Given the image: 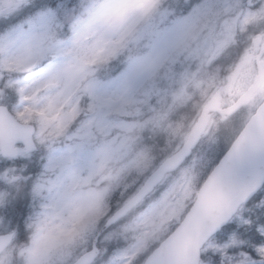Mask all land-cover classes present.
I'll return each instance as SVG.
<instances>
[{
  "label": "snow or ice",
  "instance_id": "snow-or-ice-1",
  "mask_svg": "<svg viewBox=\"0 0 264 264\" xmlns=\"http://www.w3.org/2000/svg\"><path fill=\"white\" fill-rule=\"evenodd\" d=\"M226 12L256 18L264 28V0H186L179 15L165 14L159 24L151 23L156 12L136 8L131 0H0V206H9L11 191L23 182L34 196L47 190L57 215L68 220L87 215L96 228L103 226L107 217L96 215L104 194L77 191L82 182L79 170L73 173L72 184L65 183L67 154L53 141L62 133L72 139L104 105L137 103L133 97L142 61L117 69L106 82L95 79L87 65L96 58L109 60L130 36H156L154 50L199 43L201 24L214 22L219 27ZM205 48L203 54L211 60L215 53L207 44ZM153 59L154 52L144 57ZM69 81L77 83L78 94L72 107L62 111L69 103L65 97ZM154 92L155 86L144 91L147 102ZM163 119V112L153 117L155 122ZM195 132L198 135L199 128ZM193 150L190 138L185 143L186 164L192 162ZM37 155L39 165L27 167L23 176L12 167L28 165ZM199 159L194 165L201 168L199 198L192 207L198 224L190 244L184 245L182 234L163 243L140 241L130 264H264V111L252 116L227 148ZM154 183L155 179L146 183L126 207L144 200ZM161 204L145 211V223L158 214ZM93 206L96 213L90 212ZM13 215L16 227L8 220L7 228L0 230V264H16L17 252L28 264H39L37 247L18 245L27 215L22 202L15 203ZM27 218L31 226V217ZM4 222L0 219V224ZM120 223L115 217L108 219L104 243L90 246L77 264H123L127 246L112 243Z\"/></svg>",
  "mask_w": 264,
  "mask_h": 264
},
{
  "label": "rangeland",
  "instance_id": "rangeland-1",
  "mask_svg": "<svg viewBox=\"0 0 264 264\" xmlns=\"http://www.w3.org/2000/svg\"><path fill=\"white\" fill-rule=\"evenodd\" d=\"M178 1L180 0H131V3L136 8H151L153 10L157 4H164L166 6L167 4H171L170 2L176 4ZM184 1L186 2V0ZM159 16H164L163 12ZM160 20L157 24L160 23ZM259 26V20L256 18L241 16L239 13L229 15L226 12L224 13V19L220 21L219 27L214 22H204L201 24L199 31L202 35L199 43L186 44L181 42L154 50L151 45L155 44L156 36L146 33L139 39L135 36H130L118 53L110 57V59H117L121 53L126 54V60L118 68L121 70L127 67L130 62L142 61L139 64V75L133 97L137 103L122 104L121 102H116L111 106L104 105L97 109L95 117L88 118L82 123L72 139L65 137L62 133L53 141L57 150L66 152L67 154V167L64 174L65 183L72 184L73 173L79 170L82 182L77 185V191L83 186V182L86 181L87 184L93 185L90 193L104 194V199L100 204L101 211L98 214V219L100 216H106V222L111 216L108 214H112L114 208L116 209V207L126 201L125 199L123 200L124 189L121 185L132 171L135 174L136 180H140L138 185L140 186L147 176L146 172L148 169H154L159 163L157 158L162 153L155 144L148 142V138L157 133L161 124H163V128L160 129L159 135L163 137L165 133H168L170 136L169 141L172 143L175 140V147L171 153L179 145L178 141L181 139L184 141L183 137L188 134L190 126L188 122L177 120L176 113L174 112V106L179 103L177 100L180 96L178 97L176 94L181 90L179 88L181 85L184 86L196 73H199L202 67L212 65L213 62L211 60L215 61L220 53L227 46L232 45V43L236 44L234 47L237 49H240V46L243 47L238 61L226 67L227 74L222 83L214 86L213 91L206 96V99L212 97L215 91L217 92L219 89L221 98L226 93H236L235 89L233 91L229 90L227 86L231 74L237 72V70H240L239 76L243 74L242 76L245 81L250 79L254 57L253 44L259 34L264 33V29H261ZM205 44H207L208 49H211L215 53V56L211 60L203 54L207 50ZM150 52H154V59L152 61L144 60V57ZM99 61L105 60L96 58L88 65H97ZM163 62L168 63L165 67L164 77L152 79L155 76L154 73H156L157 68ZM190 62L197 64L191 70L192 72L194 71L192 76L184 74L181 84L169 87L177 89L165 93L164 86L168 78L178 71L185 72L183 71L185 68L187 69V67L192 66ZM114 74L118 73L114 72L110 76L104 77L97 74L96 71L93 72L95 79L105 82L112 79ZM151 86H155L156 92L150 98H147L150 100V102H147L143 93ZM163 99L166 100L165 103L162 102ZM263 99L264 88L256 93L253 101L245 104L236 113L237 115L232 122V127L236 132L241 130L248 118L253 114L254 109L257 108V105ZM161 109L164 113V119L155 122L153 117L157 112H161ZM215 117L216 115L210 117L208 129L214 126ZM120 125L130 127H121ZM223 149L225 148L222 143L217 145L215 136L210 135L206 143L201 141L200 145L191 155V163H184L180 169L168 175L153 193L120 220L121 223L113 230L112 243L120 248L127 246V258L123 259V264H130L131 259L136 254L138 242L143 241L145 244L152 243L159 238L163 231H167L169 225L176 228L194 202L193 195L195 194L196 196L198 191L197 178L201 172V168L199 166L194 167V165H199V158L204 157L206 153H217ZM39 163L40 157L37 155L28 165L20 163L14 164L12 167L17 169L18 175L23 176L27 167L31 166L34 168ZM27 174L31 175L32 173L29 172ZM101 185H103V190L100 188ZM116 185H119V188ZM16 190L17 188L11 191L9 206L7 208L0 206V219L5 221L3 224H0V230L7 228V221L10 218L12 219L13 207L15 205L13 198ZM109 197L113 198V203L111 204L107 202ZM22 200L24 201L22 203L27 215L23 218L24 220H22L21 224L23 226V234H26L25 224L30 213V201L26 187L25 196H23ZM118 201H121V204L117 206L115 203ZM161 202L164 203L161 204ZM157 204H161L158 214L145 223V211ZM57 211V209L53 208V215L50 217L53 223L58 222L61 218L66 219V217L57 215ZM13 227H16V223L13 224ZM101 228L102 226L99 228L93 226L89 232L90 240L86 238L80 241L79 256L88 249L93 238ZM56 239L57 236L54 235V243ZM100 243H104V235L100 238ZM18 245H21L19 241ZM23 245L25 244L23 243ZM140 250L142 251L143 247ZM59 259L62 262L67 259V256L61 255ZM100 264H104V262L101 261Z\"/></svg>",
  "mask_w": 264,
  "mask_h": 264
},
{
  "label": "clouds",
  "instance_id": "clouds-1",
  "mask_svg": "<svg viewBox=\"0 0 264 264\" xmlns=\"http://www.w3.org/2000/svg\"><path fill=\"white\" fill-rule=\"evenodd\" d=\"M191 43H195V41ZM98 55L102 56L103 53H98ZM73 58L74 57H69V59ZM225 58H230V65L238 61V54H233L231 46L226 48L220 53L217 60L209 66L210 71L214 70L216 67H222L223 69L221 61L225 60ZM106 67L110 68L111 64H108ZM87 70L90 73L96 71V73L99 74V71H103L105 68L104 66L87 65ZM221 75H225L224 70H222ZM77 94V83L75 81H69L65 90V97L69 98V103L65 105L62 111H68L72 107L76 101ZM82 110L83 107L81 106V111ZM236 115L237 114L234 113L229 117L222 118L220 114L217 113L214 126L209 128L203 135L200 136V141L206 143L210 135L215 136L217 145L222 143L224 148H227L237 134L232 127V122L234 121ZM100 188L103 190V185H101ZM92 189L93 185H89L85 181L83 182V186L80 187L78 191L83 194H88L92 191ZM28 196L30 201L29 217H31V226H29V223L26 222V237L25 241L22 243L28 247L35 246L38 248L39 264H77L81 247L80 241L86 238L90 240L89 232L93 228L94 223L89 222L87 215L71 220L61 218L58 222L53 223L49 218L53 215L52 204L54 201L48 195L47 191L44 190L40 195L34 196L31 188H29ZM193 199H195V194L193 195ZM100 211L101 208H99V212ZM90 212L96 213L95 206L90 209ZM97 217L98 214L96 215V219H98ZM45 221H48V223L45 224ZM54 235L57 236L55 243L53 242ZM173 235H175V231L173 230V227L169 225L167 231H163L159 238L153 243H163ZM61 255L67 256V259L61 262L59 259ZM14 260L16 264H28L24 256H22L19 252L16 253Z\"/></svg>",
  "mask_w": 264,
  "mask_h": 264
},
{
  "label": "trees",
  "instance_id": "trees-1",
  "mask_svg": "<svg viewBox=\"0 0 264 264\" xmlns=\"http://www.w3.org/2000/svg\"><path fill=\"white\" fill-rule=\"evenodd\" d=\"M170 3L171 4H167L166 6H164V4H162L163 7H160L158 9L156 7H154V9L152 11L156 12V15L153 18V20L151 21V23L157 24L159 19H161V16H159V15L162 12L164 15L170 14L172 12H175L177 15H179L180 10L182 8V5L185 3V1L180 0L176 4H172V2H170ZM234 45H236V44L232 43V45H229L226 48H229L231 46L233 54L236 55V53L238 52L239 49L234 47ZM125 55H126L125 53H121L119 55V58H117V59L111 58L110 60L97 62V66H104V68H105V70L99 71V74L106 77V76H110L111 74L116 72V70L126 60ZM229 59L230 58H225V60L221 61V65L223 66V69H222V67H216L214 70L210 71V69H209L210 65L202 67L200 69L199 73H196L184 86L181 85V87H179L183 91V95L180 96L179 99L177 100V101H179V103L174 106V112L176 113L177 120L179 119L180 122L181 121L188 122V125L190 127L194 124V122L197 118V115L200 111V108L202 107V105L204 104V102L206 100V96L211 91H213V87L216 86L219 83V81L224 79V77L227 73L226 64L229 62ZM108 64H111L110 68L106 67ZM190 64H192V66L187 67V69L185 68L183 70L185 72H182V71L179 72L178 71L177 73L173 74L171 77L168 78V81H166V84L164 86V92L165 93H168L173 89H177V88H169V87L171 85L174 86V85L181 84V80H183L184 74L192 76L194 71L192 72L191 70H192V68H194V65H197V64H194V62H190ZM167 65H168L167 62L162 63L160 65L158 71L156 72L155 76L152 77V79H160V78L164 77L165 67ZM107 70H108V72H106ZM222 70L225 71V75H223V76L221 75ZM149 79L151 80V78H149ZM181 90L179 91V93L181 92ZM162 102L165 103L166 100L163 99ZM161 112H162V109H161ZM161 128H163V124H161L160 129ZM160 129L157 130L156 134H153L150 138H148L149 139L148 142L155 144L156 147L158 149H160V151L162 153L157 158L158 162H160L165 157H167L175 147V144H174L175 140L171 143L169 141L170 136L168 135V133H165L163 137L161 135H159ZM183 138H185V136ZM182 142H183V139H181L177 143L181 144ZM149 171H151V168H149L147 172H149ZM147 172H146V175L148 174ZM139 183H140V180H136L135 174L132 171L131 174L127 177L126 180H124V182L121 185V187H123V189H124L123 200L124 199L126 200L128 195L131 192H134L136 190ZM116 187L119 188V185H116ZM24 189H25V184L22 182L17 188L15 198H14L15 203L17 201L24 202L22 200L23 196H24ZM111 203H113V202H111ZM115 204L118 206L121 204V201H118ZM10 220L13 222V224L16 223V217L14 215L12 216V219L10 218ZM23 237L24 238L22 240H19V243H21V245H23L22 242L25 241L26 234H23Z\"/></svg>",
  "mask_w": 264,
  "mask_h": 264
},
{
  "label": "water",
  "instance_id": "water-1",
  "mask_svg": "<svg viewBox=\"0 0 264 264\" xmlns=\"http://www.w3.org/2000/svg\"><path fill=\"white\" fill-rule=\"evenodd\" d=\"M263 51H264V47L261 49L260 54L258 55L256 60H259ZM256 63H257V76H256L254 82L251 84V86L245 91V93H243L233 104H231L230 106L225 107V108H221L219 97L211 98L202 108L201 113L199 114L195 124L193 125L192 129L190 130L185 142L173 154H171L168 158H166L164 161H162L160 163V165L151 174H149V176L146 178V180L144 181L142 186L138 189V191L146 183L155 179V183L152 186V190L149 192V193H151L154 190V188L163 180V178L165 177L166 174L174 172L177 168H179L182 165V163L184 162L183 157H184V155H187V153L185 151L186 141L191 138L194 141V149H195V147L198 145V143L200 141V136L203 135L205 130H206L210 113H219L220 115H223V116H230L251 99L252 95L258 90V88L261 85V82L264 79L263 63L259 62V61H257ZM260 111H264V101L257 108V110L255 111V113L252 116L257 115ZM251 117L246 122V124L250 121ZM197 128H199L198 135L195 132V130ZM191 153H192V151H191ZM135 194L127 202H125L119 209H117L111 217H115L116 219H119L122 216H124L128 211H130L133 207H126V206L128 205V202L135 196ZM198 198H199V190H198V193L196 195L195 202L191 206L188 213L185 215V217L182 220V222L180 223L179 227L176 228L175 234H182L183 235V237H184L183 243L185 246L190 244L191 239L195 235V232H196L198 221L192 212V207L196 204V201L198 200ZM139 202H137L136 205ZM215 206H216V202L213 201L212 207H215ZM106 227H108V220H107L106 224L103 226L101 232ZM100 233L94 239L93 246L96 244V242L100 236ZM86 254L87 253H84L83 255H86ZM83 255H81V256H83Z\"/></svg>",
  "mask_w": 264,
  "mask_h": 264
},
{
  "label": "flooded vegetation",
  "instance_id": "flooded-vegetation-1",
  "mask_svg": "<svg viewBox=\"0 0 264 264\" xmlns=\"http://www.w3.org/2000/svg\"><path fill=\"white\" fill-rule=\"evenodd\" d=\"M255 42H256L257 46L254 47V57L260 52V49H262V47H264V33L259 34V36ZM254 57H253V60H255ZM262 60L264 61V51L262 53ZM242 75L240 74V76H238L237 79L234 78L232 80V85H231L230 90L233 91L234 89H236L240 86L241 87L246 86V81L243 79ZM230 96H231V93H230V95H228V97H230Z\"/></svg>",
  "mask_w": 264,
  "mask_h": 264
}]
</instances>
